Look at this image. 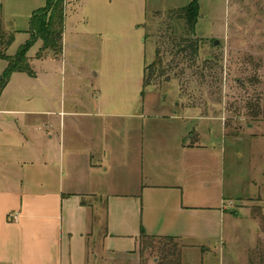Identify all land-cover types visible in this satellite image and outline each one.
Segmentation results:
<instances>
[{"label":"rangeland","instance_id":"obj_1","mask_svg":"<svg viewBox=\"0 0 264 264\" xmlns=\"http://www.w3.org/2000/svg\"><path fill=\"white\" fill-rule=\"evenodd\" d=\"M67 1L63 55L49 51L38 59L43 41L36 40L27 57L37 76L11 73L0 95V135L17 120L46 123L75 118L109 120L119 131L115 154L121 162L112 172L114 185L97 189L103 205L101 212L100 207L95 211L90 237L79 236L78 220L72 215L77 227L65 243V257L74 255L78 264H157L156 251L141 254L144 230L181 236L182 264H264V117L251 114L264 95V0H198L196 34L204 41L195 64L171 52L175 35L168 28V13L194 0ZM47 2L0 0L4 29L14 33L7 55L15 56L31 39V17ZM217 39L219 45L214 43ZM157 48L167 63L171 61L172 76L184 72L170 82L162 80L160 88H144V68ZM8 65L0 60V83ZM182 101L203 113L225 112L233 133H254L256 124L263 132L242 143L252 155L248 170L238 156L230 162V196L247 192L241 196L244 201L228 203L235 213L216 210L221 200L210 198L212 173L205 172L201 179L207 195L197 201L203 203L198 208L180 209L177 192L145 190L147 185L169 182L156 166L162 155L153 146L160 135H175L180 124L170 119L171 109ZM138 112L146 117L139 118ZM188 123L206 131L212 128L206 121ZM55 144L58 156L56 140ZM196 159L206 167L211 156L199 152ZM252 168L256 184L249 182ZM71 190L84 191L78 185ZM146 192L152 193L149 200Z\"/></svg>","mask_w":264,"mask_h":264},{"label":"crops","instance_id":"obj_2","mask_svg":"<svg viewBox=\"0 0 264 264\" xmlns=\"http://www.w3.org/2000/svg\"><path fill=\"white\" fill-rule=\"evenodd\" d=\"M69 3L66 0V16ZM64 38L65 35L63 47ZM175 106L170 114V119L180 124L175 135H160L153 146L162 155L156 166L162 169L160 173L166 175L169 182L150 184L145 190L154 192V188H158L177 192L180 209L198 208L203 204L199 205V201L207 195L204 194L206 184L201 179L205 172L212 173L208 187L210 198L221 200L216 210L219 214L223 209V212L235 213L228 209L229 204L244 201L241 196L247 192L230 196L227 189L230 162L235 163L238 156L244 159L248 170L253 163L252 155H248L242 143L246 137L248 140L263 136L262 130L256 124L254 133H233L225 112L203 113L183 101ZM138 113L135 115L139 118L146 117L144 112ZM194 120L210 122L212 128L206 131L203 126L193 127L188 122ZM146 124L144 120L143 126ZM14 126L0 135V264H78L74 255L65 257V243L73 236L77 223L79 236L88 238L93 234L95 211L103 205L97 189L102 184L113 187L112 172L121 162L115 154L119 131L109 120L90 118L48 120L46 123L17 120ZM55 140L59 145L58 156L55 155ZM199 152L211 156L209 168L197 161ZM255 179L252 168L249 182L256 184ZM76 185L84 191L72 192ZM146 194L149 200L152 193ZM176 205L179 206L177 201ZM80 249L84 255L86 242Z\"/></svg>","mask_w":264,"mask_h":264},{"label":"trees","instance_id":"obj_3","mask_svg":"<svg viewBox=\"0 0 264 264\" xmlns=\"http://www.w3.org/2000/svg\"><path fill=\"white\" fill-rule=\"evenodd\" d=\"M199 3L194 0L187 6L170 11L168 20L179 25L177 30L168 22V28L175 35L172 40L171 52L182 57V61L188 60L196 63L199 51L201 49L203 39L196 34V23L199 19ZM66 19V0H48L47 5L36 10L30 21L29 32L31 39L21 46L15 56L7 55V50L14 40V33H8L3 26V20L0 17V60H7L9 65L4 73V77L0 83V95L8 84L11 73L26 72L32 77H36V71L33 69L27 57V50L32 43L41 39L43 47L37 55L38 59H42L49 51L58 56L63 53V35L65 30ZM178 27V28H179ZM178 65V64H177ZM171 61L169 63L163 57L160 48L156 49L153 61L145 65L143 86H155L160 88L162 80L170 82L173 78H179L180 75L171 74ZM264 83V80H263ZM252 116L259 118L264 117V95L262 103L258 104V108L252 111ZM264 220V210H262ZM140 251L144 254L145 251H156L160 256V261L157 264H182L183 245L178 237L174 236H156L150 235L142 230L140 237Z\"/></svg>","mask_w":264,"mask_h":264},{"label":"water","instance_id":"obj_4","mask_svg":"<svg viewBox=\"0 0 264 264\" xmlns=\"http://www.w3.org/2000/svg\"><path fill=\"white\" fill-rule=\"evenodd\" d=\"M215 45H219L220 44V41L217 39V40H215Z\"/></svg>","mask_w":264,"mask_h":264}]
</instances>
